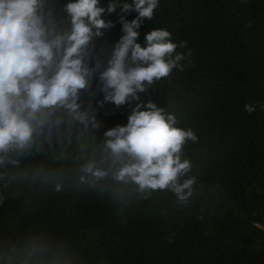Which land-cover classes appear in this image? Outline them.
I'll list each match as a JSON object with an SVG mask.
<instances>
[{"label":"trees","instance_id":"obj_1","mask_svg":"<svg viewBox=\"0 0 264 264\" xmlns=\"http://www.w3.org/2000/svg\"><path fill=\"white\" fill-rule=\"evenodd\" d=\"M67 2L48 0L57 19ZM121 14L102 15L114 27L101 29L89 67L96 58L106 64L122 35ZM152 29L186 42L176 49L186 55L183 70L138 95L197 135L185 147L198 178L191 203L179 206L169 191L142 199L131 186L80 185L76 170L91 140L63 134L0 175V264H264V0H159L138 30L142 46ZM100 88L93 77L80 93L100 122L97 142L126 125L136 103L100 107ZM245 104L256 111L247 113ZM34 161L58 172L61 190L52 180L25 178Z\"/></svg>","mask_w":264,"mask_h":264},{"label":"clouds","instance_id":"obj_2","mask_svg":"<svg viewBox=\"0 0 264 264\" xmlns=\"http://www.w3.org/2000/svg\"><path fill=\"white\" fill-rule=\"evenodd\" d=\"M158 7L159 0H109L106 7L100 0H69L57 19L48 0H0V175L20 168L21 161L38 153L39 144L59 142L61 135L75 131L78 140H91L90 154L76 170L80 185L97 191L107 182L131 186L142 199L169 191L179 206L191 203L198 178L185 147L196 143L197 135L177 127L175 116L152 99L140 102L138 95L173 69L182 71L180 62L186 59L176 52L186 42H172L167 30L152 29L144 34L143 46L139 42L138 30ZM118 8L122 35L106 64L96 58L89 67L101 29L114 27L102 15ZM133 11L137 15L129 22L125 15ZM93 77L104 94L97 101L100 107L103 102L117 107L136 102L127 124L104 131L99 142L96 111L80 100ZM244 110L252 113L256 107L245 104ZM32 167L25 178L55 182L58 172L42 161ZM61 187L54 183L56 191Z\"/></svg>","mask_w":264,"mask_h":264}]
</instances>
